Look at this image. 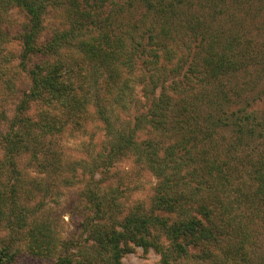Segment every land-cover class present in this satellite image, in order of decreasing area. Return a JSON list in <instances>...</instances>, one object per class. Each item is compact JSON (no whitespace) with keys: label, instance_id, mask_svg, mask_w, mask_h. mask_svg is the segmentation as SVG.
<instances>
[{"label":"trees","instance_id":"trees-1","mask_svg":"<svg viewBox=\"0 0 264 264\" xmlns=\"http://www.w3.org/2000/svg\"><path fill=\"white\" fill-rule=\"evenodd\" d=\"M93 1L0 0L1 10L24 14L18 58L30 81L0 132V169L16 172L24 158L52 172L62 162L54 137L80 129L91 109L105 130L98 154L76 162L90 177L79 191L84 237L57 242L43 224L30 228L33 212L15 196L24 188L17 172L19 185L0 196L8 228L0 264L17 255L26 225L28 250L54 264H124L133 246L153 249L160 264H264V87L225 82L264 63V54L202 16L172 29L165 20L183 0H143V27L120 34L97 13L105 0ZM63 6L66 24L43 40L45 14ZM125 156L156 178L147 204H123L96 178Z\"/></svg>","mask_w":264,"mask_h":264},{"label":"rangeland","instance_id":"rangeland-1","mask_svg":"<svg viewBox=\"0 0 264 264\" xmlns=\"http://www.w3.org/2000/svg\"><path fill=\"white\" fill-rule=\"evenodd\" d=\"M92 2L94 1L91 0ZM64 7L58 10L50 9L45 14L43 40L49 37L54 27L66 24ZM142 9H145L143 0H105L102 9H99L97 13L101 20L107 22L111 31L120 34L129 31L135 22L143 27L139 21ZM177 13L176 16L165 20L174 30L181 26L185 17L202 16L213 22L214 27L225 34L230 29L237 32L250 44V47L245 48L249 53L260 51L261 55L264 54V0H183L177 3ZM24 22L25 17L22 11L16 8L7 11L0 9V132L12 119L23 91L30 85L27 73L19 65L18 58L20 50L18 33ZM174 36L179 39L178 33ZM238 74H241L238 78L236 75L231 80L225 79L228 88H236L235 85L240 83L242 78L252 82L254 90L264 87V63L249 67L248 73L241 71ZM131 84L137 98L144 101L140 94V85L136 81ZM258 106L264 107V99L258 103ZM118 113L121 114L120 119L126 116L122 109L118 110ZM104 134L102 122L93 113V109L89 110L84 116L80 129H70L54 137L52 147L57 152L56 157L59 156L62 160L58 168L49 172L48 166L41 167L44 168L41 172L24 158L19 159L16 172L2 167L0 196L13 185H19L15 183V178L17 172H20L24 188L20 190L15 188V196L21 205L33 212L30 218L34 216V223L29 222L30 228H37L43 224L42 228H49L57 242L59 239L63 241L84 237L80 224L85 210L79 191L83 182L88 181L90 177L88 173L83 175L80 165L76 162L98 154L103 144ZM165 136L160 134V137L164 139ZM74 167H77L76 170L73 169ZM96 178H101V183L113 185L125 205L134 200H142L147 204L156 182L155 176L142 164L136 163L131 156L120 158ZM6 186H9V189H6ZM7 195L8 193L4 196ZM2 207L6 209L4 205ZM29 225L22 228L21 234H17L15 244L19 250L7 264H54L52 258L35 255L28 250V243L31 240ZM7 236L8 228L1 225L0 241ZM121 260L124 264H160L159 256L153 249H143L139 246H133L130 251L123 254Z\"/></svg>","mask_w":264,"mask_h":264}]
</instances>
